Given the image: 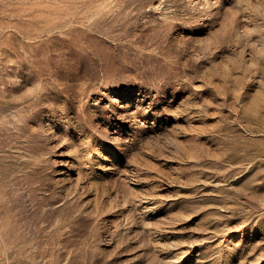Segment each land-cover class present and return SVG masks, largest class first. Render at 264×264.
Here are the masks:
<instances>
[{
  "label": "rangeland",
  "instance_id": "374dc122",
  "mask_svg": "<svg viewBox=\"0 0 264 264\" xmlns=\"http://www.w3.org/2000/svg\"><path fill=\"white\" fill-rule=\"evenodd\" d=\"M0 264H264V0H0Z\"/></svg>",
  "mask_w": 264,
  "mask_h": 264
}]
</instances>
